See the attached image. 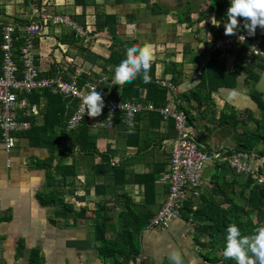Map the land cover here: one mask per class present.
Returning <instances> with one entry per match:
<instances>
[{"label": "crops", "instance_id": "0c3cea01", "mask_svg": "<svg viewBox=\"0 0 264 264\" xmlns=\"http://www.w3.org/2000/svg\"><path fill=\"white\" fill-rule=\"evenodd\" d=\"M210 4V0H0V24L16 23L18 33L24 38L25 30L21 28L37 18L35 7L69 15L87 34H78L70 25L46 22L36 38V64L44 76L59 73L67 79L78 77L81 81L97 82L106 99L119 100L124 96L128 83L116 84L114 69L126 58L127 48L150 44L156 79L171 78L177 87L176 94L169 91L166 105L175 106L176 99L181 100L193 119H188V129L200 141L201 148L211 149L220 143L233 147L231 136L222 132L219 136L212 135V131L219 129L217 119L221 110L242 112L238 108L249 101L253 103L252 109H257L250 92L264 77V61L244 64L239 46L221 57L229 72L237 65L248 67L249 74L260 79L246 80L243 72L235 88L221 89L219 98L225 97L221 102L224 106L213 120L214 106L219 107V92L212 94L213 102L208 105L190 94L196 89L202 70L214 52L213 42L219 36L213 30L214 11L206 12ZM173 62L177 64L175 81L169 70L174 66L168 65ZM242 84H246L245 88ZM42 90L35 91L38 94H24L34 110L21 112L20 118L30 121L31 126L45 122L47 109L52 108V115L56 116L61 110L64 115H71L77 107L75 99L63 97L64 101L57 103L49 100L50 96ZM139 93L140 99L132 98L153 104L145 100L146 88H141ZM30 95L36 100L31 101ZM225 104L230 108L226 109ZM256 112L260 114V110ZM100 116L105 118L103 110ZM173 125L172 118L162 117L157 122L141 113L134 121L133 134L129 135V121L121 113L115 115L112 127L102 126L97 117L86 115L81 126L73 131L63 132L59 125L53 128V134L61 138L59 149L50 148L43 132L35 134V138H40L39 144L31 143L29 129L18 133L16 147L10 152L0 142L1 264H31L35 251L41 259L39 264H113L100 257L99 242L94 237L95 224L104 217L100 208L108 205L115 219L125 209L126 197L137 205L143 203L144 186L133 180L136 174L160 166L169 171L177 139ZM90 142L96 146L94 152L85 150L90 148ZM60 163L65 168L56 171ZM115 170L119 177L127 173L125 184H116ZM60 172H66L64 184ZM226 172V179H230L233 173L228 166ZM157 188L156 203L151 206L155 213L168 192V184L162 177ZM52 192L57 193L55 198H51ZM197 198L201 200L200 196ZM65 203L73 206V211L57 217L56 211ZM143 230L139 239L147 258L142 264H171L169 255L174 250L182 254L185 264H212L204 258L206 249L195 242L193 223L182 217L164 227Z\"/></svg>", "mask_w": 264, "mask_h": 264}, {"label": "trees", "instance_id": "16d2710c", "mask_svg": "<svg viewBox=\"0 0 264 264\" xmlns=\"http://www.w3.org/2000/svg\"><path fill=\"white\" fill-rule=\"evenodd\" d=\"M210 2L211 4L206 9V12L214 11L216 26L213 25V28H215L213 30L218 31L220 35L224 32L223 27L227 22L225 13L229 7V0H210ZM23 42L24 38L21 36L15 42V55L21 69L23 63L20 58L19 47ZM1 43L2 34L0 29V46ZM239 47H241V52L243 53V61L248 44H242ZM258 59L257 57L252 62ZM168 65L174 66L173 69L170 67L169 70L173 73L172 79L175 81L177 64L173 62L168 63ZM155 68L156 66L153 63L149 73L151 76L150 83H144L142 75L139 76L124 87V96L119 100H127L132 97L140 99L139 92L141 88H146L145 100H150L155 107L165 106L170 92L166 87L156 82ZM243 72H246V80L253 78L258 81L260 79L258 75H250V69L248 67L237 65L233 72H229L226 62L221 58L220 53L213 52L206 67L202 70V75L196 89L190 94L197 100H204L206 105H208L213 102V93L219 92L223 88H235ZM127 87L128 90H126ZM35 91L37 90L32 91L33 94L39 93ZM203 91L205 92L204 95H202ZM42 92L50 96L48 98L49 100L51 99L57 103L64 101V96L59 93H51L50 88L43 89ZM26 95L29 94L27 93ZM250 96L256 103L257 109L260 110L259 116L247 115L246 117L244 115L242 117L243 112H236L235 110L227 111L224 109L220 111L217 122L219 128L222 129L221 132L225 136H231L235 144L233 147H229L227 155H230L233 151H248L256 153L259 158H264V98L262 92L256 87L251 90ZM185 97L190 98L187 94ZM30 100L34 101L36 98L30 95ZM184 109L188 119L193 121L188 109ZM141 113L148 114L153 121L159 122L162 120V115L157 110L146 109L142 110L139 114ZM52 114L54 115L53 109H47L45 122L42 125H34L32 123L27 133L29 134L31 143L39 144L41 142L40 138H35V134L43 132L42 134L47 135L50 148L55 150L60 148L61 138L53 134V128L59 125L63 127V132H66L65 123L70 114L64 115L63 110L57 111L56 116ZM239 122L247 125L252 122V130L250 131L248 127L239 129ZM90 143V148L85 150L87 152H94L96 146L93 142ZM57 166L59 167H55L56 171L60 170L59 168H62V166L65 168V165H62V163ZM227 166L233 173L230 179H226ZM163 172L165 170L160 166L159 169L154 168L148 172L135 175L133 181L141 183L144 186V201L141 205H137L129 196L126 197L125 209L119 212L115 219L110 214L112 209L108 205L101 206L100 214L104 215V217L101 222L95 224L94 237L99 242V255L105 262L112 261L113 264H135V259L141 252L139 235L150 223L151 218L155 214L151 206L156 203V196L158 194L157 181L162 177ZM58 174L63 179L61 184H64L67 179L66 172H60ZM126 174L124 172L123 176L119 177L117 170H115L114 178L116 184H125L128 181ZM61 186L63 187V185ZM95 187L98 189L97 184ZM52 194L51 198H55L57 193L52 192ZM200 199L198 201V198H188L184 202L181 210L182 218L194 225L196 244L206 249L203 255L208 262L212 264H236L235 260L226 259L223 256L226 248L227 228L229 225L235 224L241 230L242 236H251L255 234L257 228L264 226V160L258 165L257 170L246 175L236 174L226 161L217 162L215 172L209 177L207 190L201 192ZM239 200H242V203H239ZM72 211L73 206L65 203L62 209L56 211V216L60 217ZM86 211V208H84L83 213ZM40 262L39 253L35 251L31 259V264H39Z\"/></svg>", "mask_w": 264, "mask_h": 264}, {"label": "built area", "instance_id": "2783aa9c", "mask_svg": "<svg viewBox=\"0 0 264 264\" xmlns=\"http://www.w3.org/2000/svg\"><path fill=\"white\" fill-rule=\"evenodd\" d=\"M33 12L37 18L21 28L25 30L24 42L19 47V54L23 63L22 69L15 55V42L20 38L19 26L14 22L0 24L2 34L0 46V142L7 152L16 147L18 133L31 127L30 121L20 118V113L26 114L27 111L34 110V107L26 96L21 95L33 90L50 88L65 97L77 99L78 105L65 123V130L68 132L80 127L87 115L82 111V97L87 95L93 87L98 90L96 82H81L77 77L66 79L59 73L49 76L41 75L36 64L34 48L36 38L43 31L46 22L52 21L70 25L80 35L87 33L69 15L43 11L37 7L33 9ZM241 35L245 38L239 39ZM244 43L248 44L243 60L244 64L257 57L264 61V30L259 27H257L254 37H249L242 26L233 36H226L223 32L214 40L213 50L225 57ZM200 74L201 71L199 70L198 75ZM157 82L168 87L173 93L177 90L171 78L157 79ZM104 102L103 111L106 116L104 119L101 116L97 117V121L105 127L113 126L114 117L118 113H121L128 121L129 113H131L133 126L137 114L143 109L157 110L164 119L172 118L174 120V128L177 131L176 147L171 155L170 169L162 175V179L169 186L168 193L165 201L143 232L166 226L172 220L181 218L184 202L190 197L197 199L200 196L199 189L205 180L204 166L206 163L216 164L226 161L238 175H246L255 171L254 161L259 157L254 152L233 151L227 155L229 147L221 143L211 149L201 148L199 142L188 130L187 114L180 107L181 100L179 98L176 99L177 105L161 107H155L153 104L146 105L144 102L135 99L104 98ZM263 160L264 158L262 162ZM146 258L145 253L141 251L135 259V264H142Z\"/></svg>", "mask_w": 264, "mask_h": 264}, {"label": "clouds", "instance_id": "9594fccd", "mask_svg": "<svg viewBox=\"0 0 264 264\" xmlns=\"http://www.w3.org/2000/svg\"><path fill=\"white\" fill-rule=\"evenodd\" d=\"M225 15L227 16V22L224 24L226 36L236 35L241 26L249 37L256 35L257 27L264 30V0H229ZM213 19L214 17L212 21ZM241 37L245 38L241 35L239 39ZM153 60L150 44L128 47L126 58L114 69V82L124 85L142 75L143 82L150 83L149 73ZM104 107L103 95L95 87L82 97V111L91 118L99 117ZM131 134H133V126L131 113H129V135ZM223 256L226 259L235 260L236 264H264V226L257 228L254 235L242 236L241 230L235 224L229 225ZM169 259L171 264H185L179 251H172Z\"/></svg>", "mask_w": 264, "mask_h": 264}, {"label": "rangeland", "instance_id": "374dc122", "mask_svg": "<svg viewBox=\"0 0 264 264\" xmlns=\"http://www.w3.org/2000/svg\"><path fill=\"white\" fill-rule=\"evenodd\" d=\"M245 86H246V84H242L241 85V87L242 88H245ZM235 92H237L236 90H234ZM220 93H222V91L221 92H219V93H217V97L219 98L220 97ZM238 93H243V92H238ZM225 99V97H221V98H219V107L217 108L216 107V105L214 106V110H215V113L214 114H212L211 115V117H213V120H215V118L217 117L216 115L218 114V111H219V109H221L223 106H224V104L222 105V101ZM250 102V101H249ZM249 102H244V104L241 106V108H238V110H242V112H243V116L242 117H244V115L247 117V115H254V116H259V115H257V109H252V108H254L252 105H253V103L252 102H250V104H251V106H249ZM245 107H250V109L248 108V109H244ZM225 108L226 109H229L230 107H228V104H225ZM228 111H230V109L228 110ZM238 127H240V129H243V128H245V127H248V129L251 131L252 130V128H253V123L251 122L249 125H247V124H244V123H240L239 122V125H238ZM222 131V129H218V130H213L212 131V135H217V136H219V132H221ZM199 142V144H200V141H198ZM229 142V141H228ZM230 143V142H229ZM262 163V158H258V159H256L255 161H254V169L255 170H257V168H258V165L259 164H261ZM215 172V168H214V164L212 163V162H208V163H206L205 164V166H204V173H205V177H204V183H203V185L200 187V189H199V191L201 192V191H206L207 190V185H208V182H209V177H210V175L212 174V173H214ZM208 189L210 190V188H209V186H208ZM159 190V189H158ZM239 203H242V200H239L238 201Z\"/></svg>", "mask_w": 264, "mask_h": 264}, {"label": "bare ground", "instance_id": "6f19581e", "mask_svg": "<svg viewBox=\"0 0 264 264\" xmlns=\"http://www.w3.org/2000/svg\"><path fill=\"white\" fill-rule=\"evenodd\" d=\"M222 34V33H221ZM220 34V35H221ZM245 44V43H244ZM214 52H217V51H214ZM221 56V55H220ZM222 57V56H221ZM243 62V61H242ZM247 64V63H246ZM65 78V77H64ZM78 78V77H77ZM67 79V78H66ZM79 80V79H78ZM81 81V80H80ZM85 81H88V80H85ZM81 82H83V81H81ZM156 82H157V79H156ZM97 83V82H96ZM158 83V82H157ZM98 84V83H97ZM159 84V83H158ZM159 85H161V84H159ZM162 86V85H161ZM163 87H165V86H163ZM167 89H169L168 87H166ZM98 91H99V87H98ZM169 91H170V89H169ZM177 91V90H176ZM170 92H172V91H170ZM58 93V92H57ZM173 93V92H172ZM174 94H176V92L174 93ZM63 96V95H62ZM65 97V96H64ZM68 98V97H67ZM70 99H75V98H70ZM131 99H135V98H131ZM75 100H77V99H75ZM135 100H137V99H135ZM137 101H139V100H137ZM77 105H78V100H77ZM180 107L185 111V109L183 108V106L181 105V102H180ZM144 110V109H143ZM141 112V111H140ZM139 112V113H140ZM186 112V111H185ZM138 113V114H139ZM137 114V115H138ZM187 114V113H186ZM137 117V116H136ZM174 121V120H173ZM187 124H188V117H187ZM222 144V143H221ZM246 152H248V151H246ZM166 173V172H165ZM168 189H169V186H168ZM168 193V192H167ZM182 217V216H181ZM147 227V226H146ZM145 227V228H146ZM164 227V226H163ZM156 228H161V227H156ZM153 229H155V228H153ZM152 230V229H151Z\"/></svg>", "mask_w": 264, "mask_h": 264}, {"label": "water", "instance_id": "95a60500", "mask_svg": "<svg viewBox=\"0 0 264 264\" xmlns=\"http://www.w3.org/2000/svg\"><path fill=\"white\" fill-rule=\"evenodd\" d=\"M257 89L263 93V97H264V77L261 78L258 83H257Z\"/></svg>", "mask_w": 264, "mask_h": 264}]
</instances>
